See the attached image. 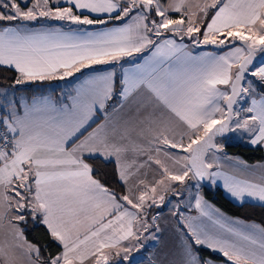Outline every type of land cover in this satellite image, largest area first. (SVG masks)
<instances>
[{
	"label": "snow or ice",
	"instance_id": "obj_1",
	"mask_svg": "<svg viewBox=\"0 0 264 264\" xmlns=\"http://www.w3.org/2000/svg\"><path fill=\"white\" fill-rule=\"evenodd\" d=\"M0 72V264H264V0H0Z\"/></svg>",
	"mask_w": 264,
	"mask_h": 264
},
{
	"label": "trees",
	"instance_id": "obj_2",
	"mask_svg": "<svg viewBox=\"0 0 264 264\" xmlns=\"http://www.w3.org/2000/svg\"><path fill=\"white\" fill-rule=\"evenodd\" d=\"M3 75H5V73L0 72V77H2ZM7 75H11V73H7ZM47 86L48 82H46L45 85H43L42 87ZM29 87L35 88L37 87V85H31ZM225 151L230 155L240 156L245 161L250 163L264 160V148L260 147L229 144L226 145ZM105 171H108V169H105ZM202 192L203 196L207 200L212 202L215 206H217L219 209H221L228 215L238 217L245 221H254L259 224H264V206L256 204H234L223 195L220 189L212 188L210 185L208 190L202 187ZM21 227L24 229L25 236L30 242L38 244L40 246H49V249L51 251L56 250L55 246L51 245L47 231L44 226L33 224L31 221H29L28 224H22ZM202 255H207V253L204 252L202 253Z\"/></svg>",
	"mask_w": 264,
	"mask_h": 264
},
{
	"label": "crops",
	"instance_id": "obj_3",
	"mask_svg": "<svg viewBox=\"0 0 264 264\" xmlns=\"http://www.w3.org/2000/svg\"><path fill=\"white\" fill-rule=\"evenodd\" d=\"M117 71H119V68H117ZM63 82H57V81H54L53 83L51 82V86L52 87H55V86H57L58 84H62ZM229 145V144H228ZM246 145H249V144H247L246 143ZM249 146H251V145H249ZM253 147V146H252ZM256 147H259V146H256ZM228 154V153H227ZM229 156H233V157H238V158H240V159H242V160H244L242 157H240V156H237V155H230V154H228ZM245 161V160H244ZM249 166H258V165H264V160H262V161H257V162H254V163H250V162H247V161H245ZM260 169L258 168V167H256L255 168V170H254V175L255 176H259V174H260ZM213 188H218V189H220L221 191H222V193H223V195L226 197V198H228L231 202H233L234 204H237V205H243V204H256V205H261V206H264V204H262L261 202H259V201H255V200H252L251 198H246V200H245V202L243 203V204H241L239 201H237V200H235L234 198H232L225 190H224V188H223V186H222V182H219L217 185H215V186H213ZM193 191L195 192V189H193ZM201 194L203 195V192H202V188H201ZM205 198V197H204ZM206 199V198H205ZM207 200V199H206ZM210 204H212L214 207H216V208H218L217 206H215L212 202H210L209 200H207ZM219 209V208H218ZM221 210V209H220ZM221 212H223L226 216H228V217H232V218H237V219H240V218H238V217H234V216H231V215H228L227 213H225L224 211H222L221 210ZM246 222H254V221H246ZM255 223H257V222H255ZM257 224H259V223H257ZM172 234H171V232H166L165 234H164V242L165 243H168V242H170L171 240H172Z\"/></svg>",
	"mask_w": 264,
	"mask_h": 264
},
{
	"label": "rangeland",
	"instance_id": "obj_4",
	"mask_svg": "<svg viewBox=\"0 0 264 264\" xmlns=\"http://www.w3.org/2000/svg\"><path fill=\"white\" fill-rule=\"evenodd\" d=\"M229 138H226V145H246V142L239 138H236L235 134H228ZM211 186V185H210ZM213 188V186H211ZM194 192V191H193Z\"/></svg>",
	"mask_w": 264,
	"mask_h": 264
},
{
	"label": "water",
	"instance_id": "obj_5",
	"mask_svg": "<svg viewBox=\"0 0 264 264\" xmlns=\"http://www.w3.org/2000/svg\"><path fill=\"white\" fill-rule=\"evenodd\" d=\"M203 188H205V189H209V185L207 184V182H205V185H204V187Z\"/></svg>",
	"mask_w": 264,
	"mask_h": 264
}]
</instances>
